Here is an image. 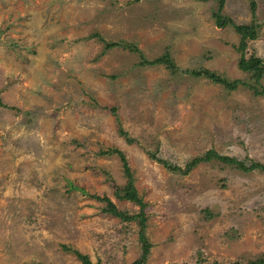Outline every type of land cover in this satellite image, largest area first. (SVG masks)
Here are the masks:
<instances>
[{
	"label": "rangeland",
	"instance_id": "1",
	"mask_svg": "<svg viewBox=\"0 0 264 264\" xmlns=\"http://www.w3.org/2000/svg\"><path fill=\"white\" fill-rule=\"evenodd\" d=\"M250 2L254 4L250 7ZM213 0H0V264H131L139 227L102 213L117 200L118 152L144 207V264H244L264 255V95L236 67L238 36ZM253 24L244 55L264 63V0H223ZM106 43L120 46L105 49ZM164 54L176 68L140 66ZM206 70L225 90L189 72ZM256 89H264V71ZM120 132H124L122 136ZM116 151V152H114ZM69 184L73 188L69 187Z\"/></svg>",
	"mask_w": 264,
	"mask_h": 264
},
{
	"label": "trees",
	"instance_id": "2",
	"mask_svg": "<svg viewBox=\"0 0 264 264\" xmlns=\"http://www.w3.org/2000/svg\"><path fill=\"white\" fill-rule=\"evenodd\" d=\"M202 1H209V0H202ZM217 2V9L215 12L212 13V19L214 22L215 27L217 28H224L229 26L233 32L238 36L239 42L236 47L237 52L239 53L236 67L239 71L243 73H247L249 75L248 79L249 81H252L253 85H248L247 87L252 90V92L255 95H264V89L257 90L256 85H258V82L260 78L262 77L263 71H264V63L262 62L261 59L249 55L248 57H245L244 55V48H245V42L247 40H254L256 38V27L253 24H235L231 19H229L226 16H223L220 14V10L223 5V0H213ZM254 4L250 2V7L253 8ZM120 46L119 43H106L104 45V50L105 49H111L114 47ZM131 52H135L139 55L140 61L139 65L140 66H156L158 64L160 65H165L169 72L171 74H175L176 68L172 64V62L168 59L167 55L160 56L159 58H156L152 61H148L144 58H141V53L136 49V48H130ZM190 75L194 77H203L206 78L207 80L211 81L214 84H217L221 86L225 90H234L238 85H245L243 82L235 80L232 82H229L227 79L222 78L218 75H215L209 71L202 70V71H196V72H189ZM122 136H125L124 132H120ZM116 152V151H114ZM121 165H122V171L123 175L126 179L125 185L122 188H117L114 187V192L113 195L114 197L119 200V201H125L128 203H131L132 205H135L138 207V212L135 215L132 216H127L125 212H122L118 210L114 205H112L106 198L102 199H97L100 200V202H103L104 205L101 209L102 213L116 218L120 220L121 222H130V221H135L136 224L139 227L138 231V241L140 242V257L133 261L131 264H144L146 260V256L148 254V249L150 248V245L148 244L144 234V222H145V216H144V207L145 205L141 202V198L137 195L136 190L134 189L133 186V178H132V173L127 165L126 160L122 156L121 153L118 152ZM151 159L162 165L164 168H166L168 171L171 172H177L182 175H186V173L197 163L199 162H209L210 160H216L220 163H223L225 165H229L239 171L249 173L252 171H257L260 173H264V164H260L254 161H250L248 164H246L244 161H239L235 158L232 157H227V156H221L213 151H206L203 155L192 158L190 161H188L184 165V169L180 170V168L176 165H169L166 161H162L154 156H151ZM70 188H73L71 184H69ZM74 255L78 259V261L81 264H92L90 263L89 259L85 255H80L77 252L74 251ZM98 264V263H96ZM231 264H241L239 262H234ZM244 264H264V255L254 259L245 262Z\"/></svg>",
	"mask_w": 264,
	"mask_h": 264
}]
</instances>
